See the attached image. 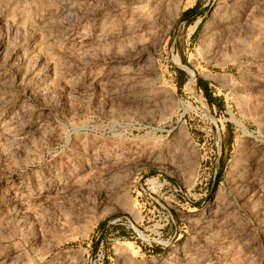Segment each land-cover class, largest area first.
Listing matches in <instances>:
<instances>
[{"label":"rangeland","instance_id":"rangeland-1","mask_svg":"<svg viewBox=\"0 0 264 264\" xmlns=\"http://www.w3.org/2000/svg\"><path fill=\"white\" fill-rule=\"evenodd\" d=\"M0 264H264V0H0Z\"/></svg>","mask_w":264,"mask_h":264},{"label":"bare ground","instance_id":"bare-ground-1","mask_svg":"<svg viewBox=\"0 0 264 264\" xmlns=\"http://www.w3.org/2000/svg\"><path fill=\"white\" fill-rule=\"evenodd\" d=\"M190 71H191V69H190ZM193 72H194V71H191L192 74H193Z\"/></svg>","mask_w":264,"mask_h":264},{"label":"trees","instance_id":"trees-1","mask_svg":"<svg viewBox=\"0 0 264 264\" xmlns=\"http://www.w3.org/2000/svg\"><path fill=\"white\" fill-rule=\"evenodd\" d=\"M207 95H209L208 92H207ZM209 97H210V95H209Z\"/></svg>","mask_w":264,"mask_h":264}]
</instances>
